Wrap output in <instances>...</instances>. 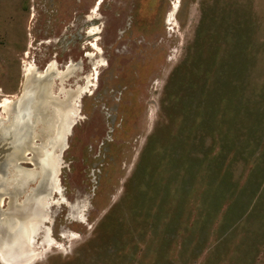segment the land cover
<instances>
[{
	"label": "rangeland",
	"instance_id": "rangeland-1",
	"mask_svg": "<svg viewBox=\"0 0 264 264\" xmlns=\"http://www.w3.org/2000/svg\"><path fill=\"white\" fill-rule=\"evenodd\" d=\"M25 65L74 68L31 79L34 119L0 153L32 170L0 216L43 203L59 246L39 233L33 264H264V0H0V99Z\"/></svg>",
	"mask_w": 264,
	"mask_h": 264
},
{
	"label": "bare ground",
	"instance_id": "bare-ground-1",
	"mask_svg": "<svg viewBox=\"0 0 264 264\" xmlns=\"http://www.w3.org/2000/svg\"><path fill=\"white\" fill-rule=\"evenodd\" d=\"M172 9L173 10L171 14L167 16V21L171 20L172 13L174 12L175 9V3L173 4ZM22 71L25 81L21 94L19 96L17 95L16 97H8L5 95L0 99V111H1L0 153L2 152L1 150L3 149L5 150L7 149L8 151H15V153H19L20 150L19 147L15 148L14 144L6 145L4 143V139L6 138L11 139L13 137L15 131L18 128L20 120L28 119L32 121L34 119V113L32 112L35 110L36 90H37L36 88L37 86L40 85L36 83H31V79L34 77L38 81L44 78H48L49 82L52 81L53 79L63 82L73 74L74 68L67 67L64 71L58 72L54 68V66L51 65L47 67L46 74L44 76L43 75L37 76L35 74L36 72L33 71L32 67L28 65L23 66ZM33 84H36L35 85L36 87L33 86ZM50 88L51 86L49 85L47 86L45 85L43 87L42 90L48 93L49 97L48 100L47 99L43 100L42 104H46V103L51 104L53 98L50 95ZM78 93L79 91L78 92L71 91V92H67L66 94L68 95L72 94L74 98ZM67 99L64 101L62 100V102L67 104V108L65 112L60 111L58 107H54L59 112L57 118L58 126H60L61 123L64 124L62 128V135H60L61 138L58 145L59 152L64 147L63 138L68 134L67 133L68 129L72 124V122H74L70 120L74 119L73 116L76 112L74 108L75 106ZM38 120L41 121V118L40 119L38 118ZM35 138H37V136L34 134L30 138V141L32 142ZM26 153L28 154V152ZM12 158L13 159L10 160L9 167L6 173L3 174L2 170L0 169V196L8 195L11 192L15 194L14 189H16V187L19 184L23 183L24 181H28L29 175L32 172V170L24 169L22 167L17 166L16 165L17 161L14 160V157ZM31 162L34 165L33 169H38L36 163L33 161ZM57 175H58V166L56 165L53 167L51 177L48 180V189L45 192L46 200L50 198L53 192L54 193L58 192ZM21 195L25 196L24 193H21ZM31 204L34 205L33 206L34 211L30 208H26L24 205L16 203L15 201L13 202L10 199L7 203L6 209L3 211L2 215L0 216V263L1 264H33L35 261L39 260L41 256L46 252V250H43L41 252H37L34 250L35 240L39 233H41V241L47 247V249L53 246L59 248V246H56V244L51 240L48 229L42 227V222L45 221L44 218L46 216V213L44 211L45 205L41 202H36V201ZM2 206H3L2 197H0V207ZM67 208L72 213L76 212V215L69 216L70 219L80 220V221L82 220V213L84 209L82 211H77L76 206L72 204H68ZM61 236L64 237L65 233L62 232Z\"/></svg>",
	"mask_w": 264,
	"mask_h": 264
},
{
	"label": "water",
	"instance_id": "water-1",
	"mask_svg": "<svg viewBox=\"0 0 264 264\" xmlns=\"http://www.w3.org/2000/svg\"><path fill=\"white\" fill-rule=\"evenodd\" d=\"M43 107H44V106H41V105L39 106V111H40V112H44V111H45V109H44ZM71 127H72V126H71ZM71 127H70V128H71ZM69 133H70V130H69ZM65 141H66V137H65ZM61 154H62V151H61V153H59V155H60V159H61Z\"/></svg>",
	"mask_w": 264,
	"mask_h": 264
},
{
	"label": "flooded vegetation",
	"instance_id": "flooded-vegetation-1",
	"mask_svg": "<svg viewBox=\"0 0 264 264\" xmlns=\"http://www.w3.org/2000/svg\"><path fill=\"white\" fill-rule=\"evenodd\" d=\"M99 3H100V2H98V3L96 4V6H95V7H97V8H98V6H99ZM97 8H96V9H97ZM6 96H8V95H6ZM11 96H12V97H14V96H17V95H9L8 97H11ZM18 96H19V95H18Z\"/></svg>",
	"mask_w": 264,
	"mask_h": 264
}]
</instances>
